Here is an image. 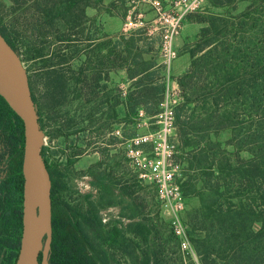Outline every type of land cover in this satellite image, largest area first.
Returning <instances> with one entry per match:
<instances>
[{"label":"rangeland","instance_id":"1","mask_svg":"<svg viewBox=\"0 0 264 264\" xmlns=\"http://www.w3.org/2000/svg\"><path fill=\"white\" fill-rule=\"evenodd\" d=\"M178 1L103 0L101 5L91 0L85 10L88 21L79 27L46 28L39 38L21 27L16 52L44 124L45 158L59 182V197L77 206L80 213L92 215L95 206L104 231L115 228L126 233L133 222L148 225L155 245L166 242L164 264H199L189 224V214L199 207L198 186L189 180L193 188L184 186L186 249L172 231V212L157 199V173L160 177L176 166L179 187L187 181L183 170L191 179L195 175L192 145L179 143L173 127L176 109L183 104L176 79L189 66V53L200 55L197 46L203 42L216 41L222 55L225 41L264 39V0H226L219 6L211 0H189L187 6L177 5ZM32 3L26 0L13 10L12 0H0V26L13 20L21 24L15 18ZM172 18H180L171 39L176 57L164 62L160 43ZM213 18H223L228 27L214 20L216 27L211 29L207 21ZM208 27L207 33H201ZM121 61L124 67L134 65L138 70L154 66L149 73H154L159 94L144 106L135 104L140 89L132 84L137 80L130 81L124 70H114ZM47 62L50 69L44 66ZM51 71L60 76L58 81L54 76L48 78ZM231 137V129L208 135L210 141L234 154L226 145ZM239 156L248 158L244 151ZM155 165L158 172L153 170ZM133 212L138 216L130 220ZM6 237L13 240L14 233L8 231ZM136 241L146 249L140 238ZM7 256L4 250L0 264H6Z\"/></svg>","mask_w":264,"mask_h":264},{"label":"trees","instance_id":"2","mask_svg":"<svg viewBox=\"0 0 264 264\" xmlns=\"http://www.w3.org/2000/svg\"><path fill=\"white\" fill-rule=\"evenodd\" d=\"M25 1L12 0L13 10ZM31 1L30 9L15 18L21 24L13 20L0 26V33L15 51L23 28L39 38L45 35L46 28L73 29L88 21L85 10L91 7V0ZM97 1L102 5L103 0ZM211 1L216 6L226 2ZM214 20L228 27L223 18H213L207 21L211 29L216 27ZM209 27L201 33H207ZM221 47L222 55L216 41L201 43L197 46L200 55L191 51L188 68L176 79L183 104L176 109L174 132L179 143L192 145L191 156L196 165L192 169L194 179L183 170L187 181L180 187L184 194L188 180L198 186L199 207L189 214V224L199 264H264V39L225 41ZM41 52L38 49L37 54ZM49 64L44 66L50 69ZM153 67L126 68L121 61L114 69L124 70L130 81L137 80L132 84L140 89L136 105L144 106L159 94L153 82L154 73H149ZM47 74L48 78L60 79L54 71ZM32 99L34 102L33 96ZM38 122L44 132L42 118L38 117ZM224 129L232 130L226 145L233 148L234 154L208 138L211 132ZM23 147V123L0 96V259L6 250V264L16 263L21 238ZM242 151L248 154L247 159L239 156ZM41 155L51 180L47 264L165 263L166 242L155 245L148 225L133 222L126 233L115 228L104 231L95 206L91 215L88 211L80 213L77 206L63 201L44 147ZM189 186L193 188V184ZM137 216L133 212L129 219L135 220ZM8 231L14 233L13 240L7 239ZM138 238L146 249L139 246Z\"/></svg>","mask_w":264,"mask_h":264},{"label":"water","instance_id":"3","mask_svg":"<svg viewBox=\"0 0 264 264\" xmlns=\"http://www.w3.org/2000/svg\"><path fill=\"white\" fill-rule=\"evenodd\" d=\"M0 74L12 103L4 100L22 121L24 129L22 231L15 264H47L51 230V180L41 155L43 135L23 63L1 33ZM42 202L43 220L37 227L35 218ZM40 255L42 259L39 261Z\"/></svg>","mask_w":264,"mask_h":264},{"label":"built area","instance_id":"4","mask_svg":"<svg viewBox=\"0 0 264 264\" xmlns=\"http://www.w3.org/2000/svg\"><path fill=\"white\" fill-rule=\"evenodd\" d=\"M189 0H179L177 5L187 6ZM196 7H191L195 10ZM170 19V18H168ZM166 20L167 23L170 20ZM180 18H172L173 23H170V28L165 31L163 38L160 43V54L162 55L164 62H170L176 57V53L172 47V36L176 34V29L178 28V22ZM154 172H158V166L153 167ZM178 169L174 166L171 169H167L162 172L159 177L156 174V187H157V199L162 204L163 207L168 208L172 212L170 217V224L172 231L175 236L179 239L180 246L183 249L189 247L188 239L186 236L187 225L183 223L182 216L186 210V200L183 196L180 187L176 184V176Z\"/></svg>","mask_w":264,"mask_h":264},{"label":"bare ground","instance_id":"5","mask_svg":"<svg viewBox=\"0 0 264 264\" xmlns=\"http://www.w3.org/2000/svg\"><path fill=\"white\" fill-rule=\"evenodd\" d=\"M0 95L5 98V100L8 102V103H12L11 102V98L9 96V93L7 91V89L5 88L4 84H3V81H2V78H1V74H0ZM42 220H43V202L39 205V208H38V215L37 217L35 218V225L37 227H39L42 223Z\"/></svg>","mask_w":264,"mask_h":264},{"label":"crops","instance_id":"6","mask_svg":"<svg viewBox=\"0 0 264 264\" xmlns=\"http://www.w3.org/2000/svg\"><path fill=\"white\" fill-rule=\"evenodd\" d=\"M185 68H186V67H183V70H182V72L186 71V70H185Z\"/></svg>","mask_w":264,"mask_h":264}]
</instances>
